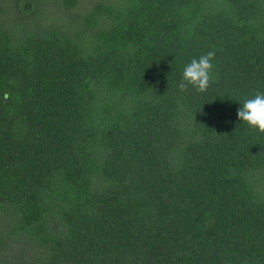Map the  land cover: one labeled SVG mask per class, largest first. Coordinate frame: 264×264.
I'll return each instance as SVG.
<instances>
[{
  "label": "trees",
  "instance_id": "obj_1",
  "mask_svg": "<svg viewBox=\"0 0 264 264\" xmlns=\"http://www.w3.org/2000/svg\"><path fill=\"white\" fill-rule=\"evenodd\" d=\"M256 89L264 0H0V264H264Z\"/></svg>",
  "mask_w": 264,
  "mask_h": 264
},
{
  "label": "clouds",
  "instance_id": "obj_2",
  "mask_svg": "<svg viewBox=\"0 0 264 264\" xmlns=\"http://www.w3.org/2000/svg\"><path fill=\"white\" fill-rule=\"evenodd\" d=\"M216 55V50L211 48L185 63L176 83L177 91L186 93L191 89L206 93L214 82ZM240 105L237 118L249 129L264 133V89L254 90Z\"/></svg>",
  "mask_w": 264,
  "mask_h": 264
}]
</instances>
